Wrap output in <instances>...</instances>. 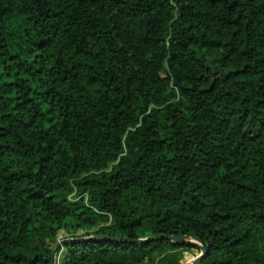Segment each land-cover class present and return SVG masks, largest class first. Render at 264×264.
Returning <instances> with one entry per match:
<instances>
[{"label":"trees","instance_id":"16d2710c","mask_svg":"<svg viewBox=\"0 0 264 264\" xmlns=\"http://www.w3.org/2000/svg\"><path fill=\"white\" fill-rule=\"evenodd\" d=\"M59 230L57 264H264V0H0V264Z\"/></svg>","mask_w":264,"mask_h":264},{"label":"water","instance_id":"95a60500","mask_svg":"<svg viewBox=\"0 0 264 264\" xmlns=\"http://www.w3.org/2000/svg\"><path fill=\"white\" fill-rule=\"evenodd\" d=\"M104 238L120 240V241H127V242L130 241V242H136V243H142V242H147V241H151V240L165 238V239H169V240L174 241V242L179 243V244H188V245L194 247L195 249L199 250V254L193 258L192 264H200L201 260L203 259V257L205 256V254L208 250V245L206 242L198 240L195 237L186 236V235L155 234V235H152V236L145 238V239H128V238H120V237H116V236H106ZM71 240L79 241L81 239H79V238L78 239L64 238V239L59 240L53 248L51 264H55L56 253H57L58 249L63 244H65L67 242H71Z\"/></svg>","mask_w":264,"mask_h":264},{"label":"rangeland","instance_id":"374dc122","mask_svg":"<svg viewBox=\"0 0 264 264\" xmlns=\"http://www.w3.org/2000/svg\"><path fill=\"white\" fill-rule=\"evenodd\" d=\"M78 233H81V230H79ZM66 237H67V233H66L64 230H59V231H58V234H57L56 241H55V243L53 244V248H54V246L56 245V243H57L59 240L64 239V238H66ZM57 254H58V251H57V253H56L55 264H57V261H58L59 256H60V252H59L58 255H57ZM186 254L191 255L192 260H187V261H186V264H190V262L193 261V258H194L196 255L199 254V250H197V249H195V248L193 247L191 250H188V251L183 252V257H182V260H181V263H182V264L184 263V259H185V255H186ZM191 264H192V262H191Z\"/></svg>","mask_w":264,"mask_h":264},{"label":"bare ground","instance_id":"6f19581e","mask_svg":"<svg viewBox=\"0 0 264 264\" xmlns=\"http://www.w3.org/2000/svg\"><path fill=\"white\" fill-rule=\"evenodd\" d=\"M192 262V261H191ZM191 262H190V264H191Z\"/></svg>","mask_w":264,"mask_h":264}]
</instances>
